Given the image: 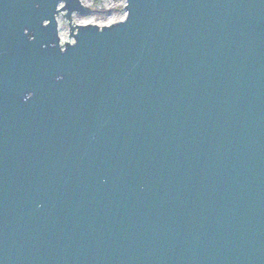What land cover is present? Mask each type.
<instances>
[{
  "label": "water",
  "instance_id": "water-1",
  "mask_svg": "<svg viewBox=\"0 0 264 264\" xmlns=\"http://www.w3.org/2000/svg\"><path fill=\"white\" fill-rule=\"evenodd\" d=\"M126 11L0 0V264H264V0Z\"/></svg>",
  "mask_w": 264,
  "mask_h": 264
},
{
  "label": "rangeland",
  "instance_id": "rangeland-1",
  "mask_svg": "<svg viewBox=\"0 0 264 264\" xmlns=\"http://www.w3.org/2000/svg\"><path fill=\"white\" fill-rule=\"evenodd\" d=\"M85 7L90 9L88 15L74 14L72 24L75 26H83L85 23L105 27L108 25L117 24V22L126 19L127 0H80ZM64 4H61V7ZM67 13L62 12L58 16L57 22L59 25V35L61 36V44H72L74 38L71 39L70 27L65 17Z\"/></svg>",
  "mask_w": 264,
  "mask_h": 264
},
{
  "label": "bare ground",
  "instance_id": "bare-ground-1",
  "mask_svg": "<svg viewBox=\"0 0 264 264\" xmlns=\"http://www.w3.org/2000/svg\"><path fill=\"white\" fill-rule=\"evenodd\" d=\"M83 25H92V24H89V23H85V24H83Z\"/></svg>",
  "mask_w": 264,
  "mask_h": 264
}]
</instances>
